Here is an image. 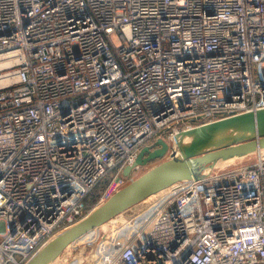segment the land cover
Segmentation results:
<instances>
[{
	"label": "built area",
	"instance_id": "obj_1",
	"mask_svg": "<svg viewBox=\"0 0 264 264\" xmlns=\"http://www.w3.org/2000/svg\"><path fill=\"white\" fill-rule=\"evenodd\" d=\"M263 107L264 0H0V264L82 218L115 168L105 201L158 132ZM255 155L180 182L94 264H264Z\"/></svg>",
	"mask_w": 264,
	"mask_h": 264
},
{
	"label": "water",
	"instance_id": "obj_2",
	"mask_svg": "<svg viewBox=\"0 0 264 264\" xmlns=\"http://www.w3.org/2000/svg\"><path fill=\"white\" fill-rule=\"evenodd\" d=\"M168 140L157 138L145 144L134 162L123 168V174L128 176L132 169L145 166L152 160L166 157L164 160L116 190L82 218L48 240L26 264H52L75 241L113 221L163 188L175 182L198 180L216 167L264 151V107L181 130ZM106 238L110 239V236L104 233L90 242L86 241L73 259L77 260V264H94L99 258V244ZM86 247L90 248V252L83 259L82 252Z\"/></svg>",
	"mask_w": 264,
	"mask_h": 264
},
{
	"label": "rangeland",
	"instance_id": "obj_3",
	"mask_svg": "<svg viewBox=\"0 0 264 264\" xmlns=\"http://www.w3.org/2000/svg\"><path fill=\"white\" fill-rule=\"evenodd\" d=\"M157 138H162V139H164V140H166V141H169L168 140V136H167V134H165L164 132L163 133H160V132H158L157 134H155L152 138H150V140L148 141V142H146L145 144H148V143H152L153 141H155ZM144 144V145H145ZM143 145V146H144ZM142 146V147H143ZM141 147V148H142ZM256 155H255V153H253V154H251V155H249V157H245V161H244V159L241 161V160H239L240 161V164H238V165H245V164H247L246 162L247 161H251L252 159L253 160H255L256 159V157H255ZM166 157H163V158H160V159H155V160H152L151 162H149L148 164H146L145 166H141L139 169H137V170H135V171H133L132 172V174L130 175V177L128 178V179H126L125 180V182H124V184L120 187V188H122L123 186H125L126 184H128L130 181H132V180H134L135 178H137L138 176H140L142 173H144L145 171H147L148 169H150V168H152L153 166H155L157 163H159V162H161L162 160H164ZM252 158V159H251ZM237 162V161H236ZM235 163V162H234ZM115 168H113V169H111V170H109L108 171V173L105 175V177L107 176V175H113L114 174V172H115ZM180 184V182H175V183H173V186H172V184H171V186L173 187V190L178 186ZM170 186V185H169ZM169 186H167V187H165V188H163L164 190H167V189H169ZM175 187V188H174ZM162 189V190H163ZM162 190L161 191H158L157 192V194L158 193H160V192H162ZM164 194V193H163ZM134 208L135 207H132V209H130V210H128L125 214H128L129 212H131L132 210H134ZM88 212V211H87ZM85 214V213H84ZM126 219V218H125ZM119 222L117 221V218L116 219H114L113 221H110V222H108V223H105V224H103L102 226H100L99 228H97V229H95V231L93 230V231H91L90 233H88V234H86L84 237H82V238H80V239H78L77 240V242H76V245H71L70 246V249L68 250V252L70 253V255H71V257L72 256H75V254L78 252V250L80 249V247L81 246H83L84 245V243L86 242V241H89V240H93L94 238H96V237H101L102 236V234H104V233H108V234H110L111 236H113V238H114V240H113V242H115V241H118L120 238H123L122 236H121V233H120V231H118V229H115V228H117V226L119 225L118 224ZM111 226H113V229L111 228ZM110 231H111V233H110ZM60 233V232H59ZM58 234V233H57ZM56 234V235H57ZM108 244V245H107ZM107 245V246H106ZM80 246V247H79ZM71 247H72V249L75 247V250H71ZM102 249H103V252L104 253H113V252H115L116 251V249L114 248H112V243H109V242H104V245H103V247H102ZM89 250H90V248H89ZM100 250H101V247H100ZM66 252V251H65ZM61 253V254H59L57 257H56V259L54 260V262L52 263V264H75V262L73 261V260H71L70 259V257H69V255H67V253ZM90 252V251H89Z\"/></svg>",
	"mask_w": 264,
	"mask_h": 264
},
{
	"label": "crops",
	"instance_id": "obj_4",
	"mask_svg": "<svg viewBox=\"0 0 264 264\" xmlns=\"http://www.w3.org/2000/svg\"><path fill=\"white\" fill-rule=\"evenodd\" d=\"M172 186H173V184H172ZM172 186L170 185L169 189H167V190L163 189L162 192H160L158 194L156 192V193L152 194L150 197H148L147 199H145V200L139 202L138 204L134 205L133 206V207H135L134 210H132L128 214H125L128 211L127 210L126 212H124V213L120 214L118 217H116L117 221L119 222L118 223L119 225L115 229H118V231H120V233H121V229L123 228V225H124L125 222H127V221H131V222H133V221H142V220L148 218L155 211V209L161 204V202L169 195V192L172 191L171 190L173 188ZM130 209H132V207ZM111 228L113 229V226H111ZM110 233H111V231H110ZM107 235L111 236L108 233H107ZM112 238H113V236H112ZM90 241L91 240H89V242ZM76 242L77 241H75V243L73 245H76ZM104 242H106V241L104 240V241L100 242L101 250L98 251V252H100L102 256L107 257L108 255L105 254L103 252V249H102V247L104 245ZM84 245H86V243H84ZM69 249H70V247H68L65 250L66 251L65 253H67V255H69V257H71L70 253L68 252ZM73 250H75V247L73 248ZM88 254H89V248L86 247L85 251L82 252L83 259H84V257L88 256ZM77 256L79 257V255H77ZM83 259H82V261H83Z\"/></svg>",
	"mask_w": 264,
	"mask_h": 264
},
{
	"label": "trees",
	"instance_id": "obj_5",
	"mask_svg": "<svg viewBox=\"0 0 264 264\" xmlns=\"http://www.w3.org/2000/svg\"><path fill=\"white\" fill-rule=\"evenodd\" d=\"M112 177L111 175H107L103 179H101L98 184L94 187V189L87 195L85 198V208L84 213H87L98 201L100 195L104 191L105 187L107 186L108 182L110 181Z\"/></svg>",
	"mask_w": 264,
	"mask_h": 264
},
{
	"label": "bare ground",
	"instance_id": "obj_6",
	"mask_svg": "<svg viewBox=\"0 0 264 264\" xmlns=\"http://www.w3.org/2000/svg\"><path fill=\"white\" fill-rule=\"evenodd\" d=\"M243 159H244V161H245V158H243ZM243 159H240V160L242 161ZM237 162H240V161L238 160ZM224 166H225V165H224ZM171 190L173 191V188H172ZM172 191H170L169 194H170Z\"/></svg>",
	"mask_w": 264,
	"mask_h": 264
}]
</instances>
